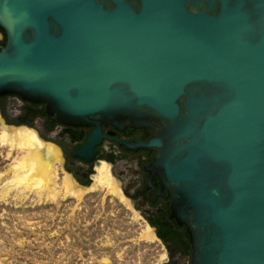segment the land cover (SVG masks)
<instances>
[{
  "label": "water",
  "instance_id": "1",
  "mask_svg": "<svg viewBox=\"0 0 264 264\" xmlns=\"http://www.w3.org/2000/svg\"><path fill=\"white\" fill-rule=\"evenodd\" d=\"M0 30V98L148 130L190 264H264V0H0Z\"/></svg>",
  "mask_w": 264,
  "mask_h": 264
},
{
  "label": "rangeland",
  "instance_id": "2",
  "mask_svg": "<svg viewBox=\"0 0 264 264\" xmlns=\"http://www.w3.org/2000/svg\"><path fill=\"white\" fill-rule=\"evenodd\" d=\"M7 154L0 148V193L11 187L16 156ZM62 164L58 186L67 175ZM12 190L0 194V264H158L166 258L158 243L144 240L146 225L132 207L106 190L81 199L64 197L62 190L41 201L35 192Z\"/></svg>",
  "mask_w": 264,
  "mask_h": 264
},
{
  "label": "flooded vegetation",
  "instance_id": "3",
  "mask_svg": "<svg viewBox=\"0 0 264 264\" xmlns=\"http://www.w3.org/2000/svg\"><path fill=\"white\" fill-rule=\"evenodd\" d=\"M0 119L7 125H26L51 142L60 151L64 171L78 187L89 188L96 167L107 164L121 194L165 252L162 264H190L187 229L173 217L171 197L153 167L156 153L145 147L151 137L148 130L101 126L94 135L95 128L62 125L46 115L44 105L16 96L0 98Z\"/></svg>",
  "mask_w": 264,
  "mask_h": 264
},
{
  "label": "bare ground",
  "instance_id": "4",
  "mask_svg": "<svg viewBox=\"0 0 264 264\" xmlns=\"http://www.w3.org/2000/svg\"><path fill=\"white\" fill-rule=\"evenodd\" d=\"M0 148H5L8 151L7 157L16 156L13 159L15 164L11 170V187L0 193L2 198H5L12 188L25 192V194L26 192H35L40 201L43 197L53 200L61 195L62 190L64 197L76 199H81L87 193L106 190L126 207H130L129 202L121 194L115 179L111 176L110 168L104 162L96 167V175L89 188L76 186L68 175L62 178L61 185L58 186V164L63 163L60 152L40 139L34 129L7 127L0 119ZM135 218H139L137 214H135ZM142 237L147 242H156L153 232L148 226L144 227ZM162 260L158 264H162L165 257H162Z\"/></svg>",
  "mask_w": 264,
  "mask_h": 264
},
{
  "label": "trees",
  "instance_id": "5",
  "mask_svg": "<svg viewBox=\"0 0 264 264\" xmlns=\"http://www.w3.org/2000/svg\"><path fill=\"white\" fill-rule=\"evenodd\" d=\"M0 33L3 35V40L0 41V47H3L6 45V36L2 30H0Z\"/></svg>",
  "mask_w": 264,
  "mask_h": 264
}]
</instances>
